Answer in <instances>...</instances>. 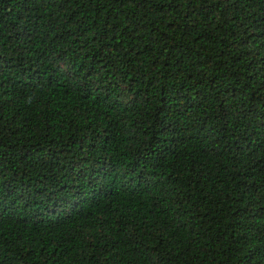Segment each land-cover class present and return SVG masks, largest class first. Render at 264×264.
I'll use <instances>...</instances> for the list:
<instances>
[{
    "label": "trees",
    "instance_id": "1",
    "mask_svg": "<svg viewBox=\"0 0 264 264\" xmlns=\"http://www.w3.org/2000/svg\"><path fill=\"white\" fill-rule=\"evenodd\" d=\"M0 264H264V0H0Z\"/></svg>",
    "mask_w": 264,
    "mask_h": 264
}]
</instances>
